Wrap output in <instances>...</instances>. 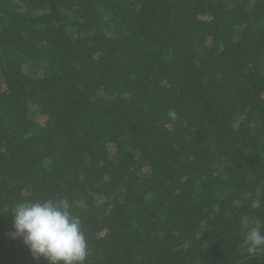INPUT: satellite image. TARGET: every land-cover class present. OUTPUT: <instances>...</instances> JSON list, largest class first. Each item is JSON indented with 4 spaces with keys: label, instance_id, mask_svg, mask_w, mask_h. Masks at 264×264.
<instances>
[{
    "label": "trees",
    "instance_id": "16d2710c",
    "mask_svg": "<svg viewBox=\"0 0 264 264\" xmlns=\"http://www.w3.org/2000/svg\"><path fill=\"white\" fill-rule=\"evenodd\" d=\"M60 197L84 264H264V0H0V264Z\"/></svg>",
    "mask_w": 264,
    "mask_h": 264
},
{
    "label": "clouds",
    "instance_id": "9594fccd",
    "mask_svg": "<svg viewBox=\"0 0 264 264\" xmlns=\"http://www.w3.org/2000/svg\"><path fill=\"white\" fill-rule=\"evenodd\" d=\"M168 115L175 119L177 114L172 111ZM103 203L102 197L96 199L97 205ZM86 207L83 199L70 202L63 197L17 203L9 214L12 217L11 237L21 238L33 259L43 258L47 264H84L88 245L81 217L74 214L73 208ZM241 225L247 229L242 247L254 255L264 248V221L244 216Z\"/></svg>",
    "mask_w": 264,
    "mask_h": 264
}]
</instances>
